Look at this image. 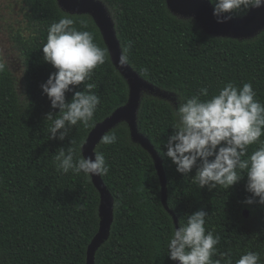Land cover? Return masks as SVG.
<instances>
[{"label": "trees", "instance_id": "trees-1", "mask_svg": "<svg viewBox=\"0 0 264 264\" xmlns=\"http://www.w3.org/2000/svg\"><path fill=\"white\" fill-rule=\"evenodd\" d=\"M113 12L121 52L131 43L128 65L157 91L190 98L207 87L209 97L228 82H250L264 103V30L252 38L213 35L190 17L174 14L167 0H102ZM30 35L20 41L24 57V98L10 70L0 61V264H87L88 249L100 230L101 195L91 175L56 170L54 154L73 147L78 159L95 127L130 99V87L112 61L100 28L89 14L64 10L58 0H25ZM241 7L232 18L250 11ZM89 31L106 49L105 63L91 80L101 103L87 126L78 124L63 141L49 139L46 121L52 109L41 85L55 71L43 60L47 29L61 18ZM87 91L83 85L74 91ZM73 92L66 93L71 100ZM173 105L143 92L137 111L139 133L160 156L166 178V204L162 183L151 154L131 137L129 124L120 122L111 145L98 143L109 172L101 179L113 199V222L108 239L95 252V264H179L167 256V240L185 214L205 210L206 230L221 237L213 259L231 250L233 264L247 251L260 254L264 264V205L245 203L246 173L231 188L209 191L176 171L163 157L164 141L172 134ZM106 134V133H105ZM71 140L75 143L71 144ZM264 141V136L261 137ZM258 147L250 145V155ZM226 264V260L224 261Z\"/></svg>", "mask_w": 264, "mask_h": 264}, {"label": "clouds", "instance_id": "clouds-1", "mask_svg": "<svg viewBox=\"0 0 264 264\" xmlns=\"http://www.w3.org/2000/svg\"><path fill=\"white\" fill-rule=\"evenodd\" d=\"M217 23H225L233 14L245 8L264 7V0H209ZM72 18L65 16L52 23L47 29L46 43L41 48L43 60L55 69L45 83L42 92L51 102L57 114L48 113L45 120L51 121L49 139L63 141L73 127L85 126L92 120L100 97L91 90L94 69L105 63L106 49L94 42L89 31L73 27ZM121 53L119 66L129 63L128 50ZM2 67V65H0ZM83 85L87 91H74ZM71 100L66 93L73 92ZM257 93L250 82L237 86L228 82L210 98L207 87L198 89L190 98L179 97L171 125L172 134L164 141L162 156L171 160L176 171L185 177L192 174L199 188L209 191L223 186L226 189L237 184L243 177L238 170L246 173V191L251 195L245 203L264 205V103L256 99ZM117 141L115 133H106L100 143L111 145ZM75 141L71 140V144ZM258 147L248 154L250 145ZM73 147H61L54 154L56 170L62 174L72 171L76 174L106 175L109 166L102 152L94 151L95 159L79 157L74 159ZM201 209L185 214L179 219L167 240V256L179 264H233L231 250L213 259L221 237L206 230V217ZM260 254L247 251L235 264H258Z\"/></svg>", "mask_w": 264, "mask_h": 264}, {"label": "water", "instance_id": "water-1", "mask_svg": "<svg viewBox=\"0 0 264 264\" xmlns=\"http://www.w3.org/2000/svg\"><path fill=\"white\" fill-rule=\"evenodd\" d=\"M61 7L74 14H89L100 28L106 45L110 51L115 66L125 77L130 87V99L126 106L119 108L104 122L98 124L90 133L84 147L83 155L95 159L94 151L101 137L120 122H127L130 127L131 137L134 142L139 143L153 157L156 169L162 183L163 203L166 204V178L163 163L150 141L139 133L137 127V111L140 105L142 90L153 87L145 82L129 66L121 68L119 59L121 56L120 44L116 38L115 24L107 15V6L102 0H58ZM168 8L176 15L195 18L201 26L209 33L218 36L231 37L235 39H248L264 30V7L251 8L248 14L241 19H227L225 23H217L213 16L212 5L209 0H167ZM93 182L100 192V230L89 246L87 264H95V252L109 237L110 227L113 222V199L104 185L101 175H91Z\"/></svg>", "mask_w": 264, "mask_h": 264}, {"label": "rangeland", "instance_id": "rangeland-1", "mask_svg": "<svg viewBox=\"0 0 264 264\" xmlns=\"http://www.w3.org/2000/svg\"><path fill=\"white\" fill-rule=\"evenodd\" d=\"M100 1V0H98ZM107 15L113 20V12L107 9ZM25 0H0V61L10 70L16 81V89L24 98V57L20 41L29 37L31 31ZM170 102L174 109L178 103L172 95L157 91L154 87L145 88Z\"/></svg>", "mask_w": 264, "mask_h": 264}]
</instances>
